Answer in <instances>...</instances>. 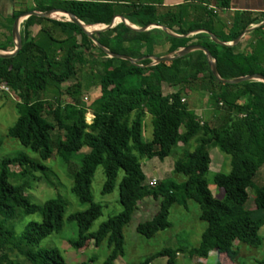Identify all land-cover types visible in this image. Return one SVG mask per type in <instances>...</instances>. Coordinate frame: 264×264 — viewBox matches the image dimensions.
<instances>
[{
    "label": "trees",
    "instance_id": "obj_1",
    "mask_svg": "<svg viewBox=\"0 0 264 264\" xmlns=\"http://www.w3.org/2000/svg\"><path fill=\"white\" fill-rule=\"evenodd\" d=\"M47 1L43 2L47 6L40 8L42 12L63 9L88 28H103L113 23L111 5ZM218 3L224 8L230 0H218ZM154 12V17L147 22L137 19L141 12L128 20L143 27L154 24L172 31L179 27L177 33L184 38L167 35L162 44L169 46L167 56L198 45L211 52L223 80L264 76V26L252 31L250 50L241 51V44L219 45L209 34L185 37L202 30L217 34L210 25L217 20L213 13H207L208 22L188 26L181 12L178 15L174 10L165 14H158L156 9ZM19 16L20 13H15L11 22ZM261 22V17L237 14L229 26L224 25L219 40L223 44L234 43ZM36 24L42 29L38 38L31 41L29 30ZM126 34L127 37H123ZM21 36L23 48L18 56L0 58V81L9 86L19 100L15 103L18 120L9 129L7 138L37 157L32 158L22 151L0 160V214L3 218L0 264H69L58 250L41 248L45 239L63 232L66 202L58 198L39 206L27 195L33 182L41 181L38 174L48 177L47 164L55 153L58 161L70 168L71 193L81 205L89 206L88 210L68 219L78 230V238L71 245L80 251L89 242L98 247L105 244L109 254L104 264H116L125 256L124 230L148 200L158 203V211L151 220L136 228L137 233L148 240L171 228L169 217L174 206L187 208L189 202H195L207 229L200 246L189 251L191 257L208 259L216 252L236 262L240 259L241 245L252 249L262 247L264 186L258 188L254 180L264 167L263 82L223 84L215 78L208 57L201 51L152 66L153 61L148 57L153 56V51L161 44L152 32H135L124 24L95 33L94 40L114 54L144 59L138 65L109 58L93 39L71 22L31 17ZM128 40L140 46L138 52L127 47ZM9 48L15 49V45L0 44V51L8 52ZM82 74L87 75L86 80H81ZM92 74L100 78L101 92L89 105L83 94L90 86ZM166 86L178 91L165 95ZM187 92L210 96V107L214 110L208 113L211 119L208 116L204 119L190 109L185 98ZM89 111L95 116L91 125L87 122ZM149 116L154 134L152 141L147 142L144 132ZM180 145L184 148L177 154ZM211 147L231 157V172L214 176L216 187L223 192L222 199L215 198L207 179L212 163ZM173 156V175L184 180L170 179L153 187L146 185L142 162L154 159L164 162ZM73 162H78L79 168ZM99 168H103L106 177L104 196L115 191L119 175L124 173L119 185L123 210L102 224L96 233H91L93 224L103 215V206L95 202L92 191ZM250 190L255 193V209L247 208ZM37 214L42 215V221L30 223L18 235L14 221L21 215ZM179 251L163 250L141 264H153L164 258L168 264H177ZM257 264H264V260Z\"/></svg>",
    "mask_w": 264,
    "mask_h": 264
},
{
    "label": "rangeland",
    "instance_id": "obj_2",
    "mask_svg": "<svg viewBox=\"0 0 264 264\" xmlns=\"http://www.w3.org/2000/svg\"><path fill=\"white\" fill-rule=\"evenodd\" d=\"M88 29L89 31H94L92 28ZM57 35H59V33H57ZM82 76L81 80H86L87 75L82 74ZM90 80V86L88 89H85L83 94L84 101L89 105L100 96L101 92L100 78L92 74ZM71 84L72 83L69 85ZM63 89H65V87ZM177 91L178 89L166 86L164 94L169 95ZM188 94L191 93L188 92ZM207 96L208 95L205 97L203 96L204 98H202L194 94L190 102L191 105L193 104V106L199 110L198 112H200V110H205V116L211 119L212 117L209 116L211 114L208 113H213L214 110L210 107V101H205ZM208 97L210 99V96ZM18 101L16 96L13 98L5 97L0 100V141H2L0 160L6 157H13L22 151H25L26 154L32 158L37 157L30 151L25 150L18 142L7 138L9 129L12 128L18 120V115L15 110V103ZM187 102L189 103L188 99ZM241 103L243 104L245 102L242 101ZM87 115V122L91 125L95 120V116L92 111H89ZM153 134L154 126L152 118L149 116L145 121L144 140L147 142L152 141ZM60 135L64 136V133H60ZM183 148L184 147L180 145L176 153L180 154ZM210 151L214 161L207 176L209 188L213 192L215 198L222 199L223 192L216 187L214 176L220 172L227 174L231 172V157L223 154L219 148L216 147H211ZM76 163L75 165L79 168L80 164L78 162ZM174 163V156L164 162L158 159L144 160L142 162V168L147 178L146 185L150 186L154 179H156L158 183L170 179H175L177 182L183 181L184 178L175 177L173 175ZM47 167L50 171L48 177H45L43 174H38L37 176L41 178V181L33 182L32 189L28 191L27 195L32 202L39 206H43L49 200L62 198L67 204V213L63 232L61 234H54L45 239L42 242L41 248L58 250L69 264H104L109 254L106 246H104L105 244L98 247L94 242H89L87 246L80 251L75 250L71 245V242L78 238V230L76 224L70 223L68 219L75 213L88 210L89 206L81 205L71 193L73 181L71 180L70 168L58 161L56 153L54 158L47 164ZM123 177L124 173L121 172L115 191L110 195L104 196L102 190L106 177L103 168L97 170L92 191L95 202L103 206V215L93 224L90 231L91 233H96L102 224L108 222L111 218L122 212L123 208L119 202V185ZM254 182L258 188L264 186V167H262L257 174ZM249 194L250 199L247 208L255 209V193L253 190H250ZM157 211L158 203L153 200H148L141 205L138 213L133 217L132 222L124 230L125 256L120 258L116 264H141L147 258L166 249L181 250L177 256V264H242V262L245 264H257L258 261L264 260V227L260 230V235L263 237L262 247L260 249H252L246 245H241L240 259L236 262L216 252H212L208 259L191 257L189 251L200 246L202 236L207 229V223L203 222L200 218V207L195 202H189L187 208L178 205L174 206L169 217L171 228L164 232H160L153 239L148 240L139 235L136 228L140 223L151 220ZM42 219L43 217L41 214L34 216L21 215L14 221L17 234L21 235L30 223L41 222ZM1 220H3V218L0 214V222ZM237 245L240 244L237 243ZM153 264H168V261L166 258L158 259Z\"/></svg>",
    "mask_w": 264,
    "mask_h": 264
},
{
    "label": "crops",
    "instance_id": "obj_3",
    "mask_svg": "<svg viewBox=\"0 0 264 264\" xmlns=\"http://www.w3.org/2000/svg\"><path fill=\"white\" fill-rule=\"evenodd\" d=\"M62 2L68 3H91V4H104V5H111L113 9L111 10V15L114 16L113 23L111 26H106L103 28L94 27L93 30H97V32H103L108 29H117L121 24H124L129 29L135 32H152L154 38L161 44L156 51H153V56L148 57L149 59L152 57H167L166 52L169 46H164L166 42V36H174L177 38H184L177 33L179 27H175V30L172 31L165 26H158V25H149L147 27H143L139 24H135L128 20V18L137 14L141 16H137V19L140 21L147 22L148 20L152 19L155 14V9L157 10L158 14H165L168 10H174L175 13L178 15L180 10L182 9L181 14L185 16V23L188 26H193L196 23L206 21L208 22V14L213 13L216 15L217 20H215L214 24H210L213 26V29L216 31L217 34H210L207 31H196L193 32L185 37L191 38L199 34H209L216 37L219 40V37L222 35L224 25L229 26L237 14H251L253 17H261L262 22L260 25H254L250 30H248L247 34L241 38L239 42H234L230 44H225L228 46H235L241 44L240 50L246 51L250 50V45L252 44L251 33L253 30L264 26V0H230V4L221 8L219 6L218 0H61ZM46 0H0V44H16L17 40L13 33V29L15 26L16 21L19 19V33L21 35L22 29L25 27L26 22L31 17H38L44 18L40 16H27L28 13L34 12L36 14H45L48 12H42L40 8L47 6L43 4ZM47 2L52 3V1L48 0ZM53 10H63V9H53ZM178 10V11H177ZM52 11V10H51ZM65 11V10H64ZM50 12V11H49ZM15 13H20V16L12 23L11 20ZM134 16L133 18H135ZM49 19V18H44ZM50 20H56L59 22H69V19L61 14H55L51 17ZM110 27V28H109ZM42 29L40 24H36L30 28L29 32L31 34V41H35ZM146 29V30H144ZM96 32V33H97ZM123 37H127V34ZM129 39V38H128ZM213 40V39H212ZM220 41V40H219ZM221 42V41H220ZM222 43V42H221ZM237 43V44H235ZM127 47L132 48L135 52H138L140 46L136 43H130L128 40ZM16 48V46H15ZM15 49L9 48L8 52L4 53H12ZM182 50V49H181ZM180 50V51H181ZM146 51V50H145ZM145 53V52H144ZM178 53V52H177ZM165 89V88H164ZM191 94H185L186 101L189 100L190 109L199 116L206 118L204 112L205 110H197L193 104L191 105V97L194 96H201L204 98L206 95L198 94L190 92ZM204 96V97H203ZM205 101H210L209 97L207 96ZM209 111V110H207ZM211 167L213 166V158L211 155ZM144 171V170H143ZM211 255V254H210Z\"/></svg>",
    "mask_w": 264,
    "mask_h": 264
},
{
    "label": "water",
    "instance_id": "obj_4",
    "mask_svg": "<svg viewBox=\"0 0 264 264\" xmlns=\"http://www.w3.org/2000/svg\"><path fill=\"white\" fill-rule=\"evenodd\" d=\"M61 13L63 15H65L68 19L69 22L76 24L77 26H79L91 39H93L94 43L100 48L102 49L106 55H108L109 58H115V59H122V60H126L131 62L134 65H138L140 62H142L144 59H139V60H134L128 56H123V55H117L112 53L111 51H109L108 49L104 48L103 46L99 45L95 40H94V34L97 32V30L94 31H89L88 27L85 26L84 23H82L81 21H79L73 14L68 13L64 10H52L48 13L45 14H36L34 12L28 13L27 16H40V17H44V18H49L51 19L52 16H54L55 14ZM19 22L20 20L18 19L15 23L14 29H13V33L16 37V48L12 53H4V52H0V58L3 59H12L15 58L16 56H18V54L20 53V51L23 48V39L22 36L19 33ZM110 28V27H109ZM146 30V29H144ZM208 33V32H207ZM248 32H245L239 39L237 42H239L241 40V38L243 36H245ZM212 39L215 43L219 44V45H225L223 43H221L216 37L212 36ZM237 44V43H235ZM197 51H201L204 52L205 55L208 57L209 61H210V66L212 69V72L215 76V78L223 83V84H241L243 82H249V81H258V82H263L264 83V76L262 75H252V76H248V77H244L241 79H237V80H233V81H226L221 79L219 72H218V67H217V63L216 61L213 59V56L211 54V52L202 46H198V45H192L190 47H187L185 49H182L181 51H179L178 53H176L173 56H167V57H161V58H157V57H151L150 59L153 61L152 66H157L159 64L162 63H166V62H172L175 60H178L180 58H184L187 55L197 52Z\"/></svg>",
    "mask_w": 264,
    "mask_h": 264
},
{
    "label": "built area",
    "instance_id": "obj_5",
    "mask_svg": "<svg viewBox=\"0 0 264 264\" xmlns=\"http://www.w3.org/2000/svg\"><path fill=\"white\" fill-rule=\"evenodd\" d=\"M16 95L14 94V92L12 91V89L7 86L6 84H4L2 81H0V100H2L5 97H15ZM17 97V96H16ZM158 184V181L156 179L152 180V183L150 184V186H156Z\"/></svg>",
    "mask_w": 264,
    "mask_h": 264
}]
</instances>
